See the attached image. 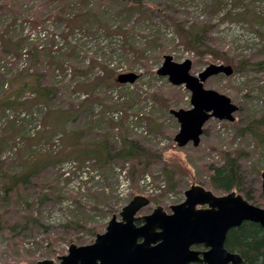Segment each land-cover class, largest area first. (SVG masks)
Here are the masks:
<instances>
[{"label": "rangeland", "instance_id": "1", "mask_svg": "<svg viewBox=\"0 0 264 264\" xmlns=\"http://www.w3.org/2000/svg\"><path fill=\"white\" fill-rule=\"evenodd\" d=\"M164 56L190 60L192 75L210 64L233 69L204 88L231 99L234 119L210 118L197 146L174 141L170 110L189 109L191 93L157 73ZM123 73L136 79L119 85ZM23 91L35 95L21 100ZM144 104L141 134L134 117ZM3 109L14 118L3 120ZM107 112L122 115L106 120ZM39 120L44 129L31 137ZM123 139L145 156L112 158ZM226 154L242 182L232 191L264 208V0H0V264L58 263L71 244L89 245L120 220L136 195L150 201L139 216L157 206L170 213L192 185L224 195L210 185V167Z\"/></svg>", "mask_w": 264, "mask_h": 264}, {"label": "water", "instance_id": "2", "mask_svg": "<svg viewBox=\"0 0 264 264\" xmlns=\"http://www.w3.org/2000/svg\"><path fill=\"white\" fill-rule=\"evenodd\" d=\"M190 68V60L176 63L171 56H164L157 71L171 84L184 85L191 93L189 109L170 110L179 124L174 136L178 147L189 143L197 146L210 118L232 122L237 110L228 96L204 88L210 76L232 74L231 66L210 64L197 75H192ZM135 79L133 73L116 77L119 84ZM261 192L264 197V171ZM184 196L181 203L169 206L170 213L157 206L150 214L139 216L137 213L150 201L136 195L121 209L120 220L113 216L93 243L71 244L58 263L41 260L35 264H241V256L225 247L227 232L243 222L264 228V208L234 191L215 195L199 185H192ZM195 245H202L204 250H194Z\"/></svg>", "mask_w": 264, "mask_h": 264}, {"label": "trees", "instance_id": "3", "mask_svg": "<svg viewBox=\"0 0 264 264\" xmlns=\"http://www.w3.org/2000/svg\"><path fill=\"white\" fill-rule=\"evenodd\" d=\"M191 39L192 38L185 35V41L189 43ZM24 92L26 91H23L21 94ZM43 107L45 108V106ZM43 129L44 124L42 123L41 130ZM56 133L60 132L56 131L54 135ZM60 134L62 142V133ZM101 155L103 157L105 156L104 153H101ZM143 156H145V153L141 152L136 143L131 140L123 139V149L118 151L112 158L132 160ZM210 170L212 173L210 177V185L215 189L229 192L235 188H239L242 183L239 175L237 159L231 157L229 154L225 155L223 163L220 166H211ZM3 241L4 237L0 236V244H2ZM225 247L227 250L236 252L241 256V264H264V228L253 222H243L239 227L231 228L227 232Z\"/></svg>", "mask_w": 264, "mask_h": 264}, {"label": "built area", "instance_id": "4", "mask_svg": "<svg viewBox=\"0 0 264 264\" xmlns=\"http://www.w3.org/2000/svg\"><path fill=\"white\" fill-rule=\"evenodd\" d=\"M27 56V54L25 53V50H23V53H22V57H23V59H20V65H21V63H23L24 65L22 66V67H24V66H26L27 64H25V57ZM8 60H11V61H13L14 60V58H12L11 56H8ZM1 70H4V68H1ZM68 74H70V73H68ZM9 86V83H8V81H6L4 84H3V87L4 88H7ZM114 92H116V91H113V95L115 94ZM34 93L33 92H30V91H26V92H24L23 94H21L20 95V99L21 100H27V99H31V98H33L34 97ZM74 95L77 97V98H79V99H83L84 97H85V95L84 94H82V93H79V92H74ZM151 107L148 105V104H144L143 105V107L140 109V111L138 112V115L137 116H135L134 118H137L136 120H140V121H138V126L137 127H135L134 128V130L136 131H138L139 133H143V134H145L146 133V129H145V125H144V117H145V114H146V112L150 109ZM44 107L42 106V105H40V111H44ZM1 115H4V118H3V120H8V119H13L14 118V116H13V112L10 110V109H3L2 111H1ZM121 113L119 112V113H104L103 114V117L106 119V120H118L120 117H121ZM26 117H28V116H26L24 113H21L20 114V116L18 115V118H20V119H23V118H26ZM32 126H31V129L30 130H28V133H29V135L32 137V136H34L35 135V133L36 132H38L39 130H41L42 129V122L39 120V121H36V122H34L33 124H31ZM52 140H53V143H55V144H53L52 145V150H58L59 148H60V146H61V134L60 133H56L54 136H53V138H52ZM18 145V144H17ZM54 146L55 147H58V148H54ZM13 150H15V148L13 149ZM145 179H148V177L147 176H145ZM145 179H143L141 182H144V180ZM162 183V185L158 188V189H156L155 190V194L157 195V194H162V193H164L165 192V188H166V186H165V182L163 181V182H161ZM167 196H168V198H170V199H172L173 198V196H172V193H167Z\"/></svg>", "mask_w": 264, "mask_h": 264}, {"label": "flooded vegetation", "instance_id": "5", "mask_svg": "<svg viewBox=\"0 0 264 264\" xmlns=\"http://www.w3.org/2000/svg\"><path fill=\"white\" fill-rule=\"evenodd\" d=\"M237 228V227H236ZM194 250H199V251H202L204 250V248L202 247V245H195L192 247ZM232 252V251H231ZM196 263V262H195ZM191 264V263H189ZM198 264H202V263H198Z\"/></svg>", "mask_w": 264, "mask_h": 264}]
</instances>
